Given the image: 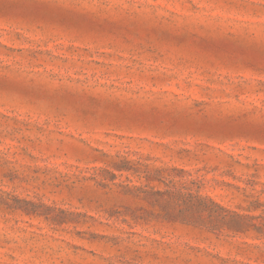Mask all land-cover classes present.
<instances>
[{"label":"rangeland","instance_id":"obj_1","mask_svg":"<svg viewBox=\"0 0 264 264\" xmlns=\"http://www.w3.org/2000/svg\"><path fill=\"white\" fill-rule=\"evenodd\" d=\"M0 264H264V0H0Z\"/></svg>","mask_w":264,"mask_h":264}]
</instances>
